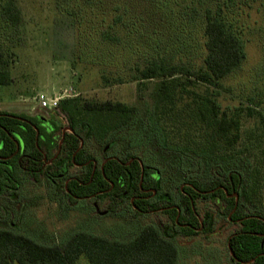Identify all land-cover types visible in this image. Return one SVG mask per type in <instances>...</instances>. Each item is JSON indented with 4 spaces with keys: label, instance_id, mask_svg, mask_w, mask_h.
Returning <instances> with one entry per match:
<instances>
[{
    "label": "rangeland",
    "instance_id": "1",
    "mask_svg": "<svg viewBox=\"0 0 264 264\" xmlns=\"http://www.w3.org/2000/svg\"><path fill=\"white\" fill-rule=\"evenodd\" d=\"M17 1L23 15L22 31L15 37L10 35L9 39L0 34V42L6 49L15 46L10 50L11 83L0 85V111L30 112L40 106V95L60 100L79 97L95 103L119 102L137 109L133 125L137 128L145 125L148 132L153 129L160 142L158 147L164 139L152 114L149 96L153 84L149 82V89L138 95L136 83L128 82L129 69L136 65L143 68L148 60L154 61L173 52L175 63H183L190 58L199 62L204 53L201 19L199 16L192 21L186 8H196L201 14L206 8L215 9L220 5L228 23L243 30L246 60L240 70L222 81V89L208 92L198 85L195 92L205 97L212 95L209 98L218 104L221 114L235 118L239 113L240 149L248 148V152L240 160L220 165L225 169L241 170L245 185L254 166L264 176V0H93L89 9L75 0ZM73 11L76 12L74 16ZM116 17L120 18V22L115 25L113 21ZM111 25H114L112 32L115 31L120 38L117 45L102 43L98 39L100 32ZM116 76L125 82L105 85L104 79L113 80ZM179 78L185 80L184 77ZM187 102L185 98L183 103ZM170 128L173 137L177 126ZM183 130L176 139L179 142L180 138L185 140L189 135L186 126ZM125 134L128 135L129 131ZM143 137V133H138L127 140L125 147L146 150L149 140ZM160 148H157L159 164L164 173L171 171L170 180L164 182L168 189H171L170 183L178 186V177L188 171L190 180H208L213 167L219 165L207 156H195L188 152V157L181 159V156ZM147 153L148 156L144 153L145 162L150 159ZM256 205L260 207V204ZM118 210L114 207L104 222L83 227L78 224L72 227V231L84 230L94 235L125 240L141 227L153 225L151 220L130 219L124 214H116ZM52 224V221L46 223L49 225L47 230L58 232L71 228L64 222L55 226ZM31 229L34 231L35 228ZM60 235L58 238H63V233ZM32 239L44 245L56 243L46 236ZM220 240L215 242L222 247L224 238ZM173 242L179 251V264H218L217 250L212 245L195 238H178ZM219 255L222 256V253ZM79 264L88 263L82 259Z\"/></svg>",
    "mask_w": 264,
    "mask_h": 264
},
{
    "label": "flooded vegetation",
    "instance_id": "2",
    "mask_svg": "<svg viewBox=\"0 0 264 264\" xmlns=\"http://www.w3.org/2000/svg\"><path fill=\"white\" fill-rule=\"evenodd\" d=\"M0 117L17 119L0 122V229L57 243L81 231H72L78 224L104 222L116 207V214L151 220L172 241L195 238L212 245L218 264H264V208L245 199L241 170L225 169L219 161L208 180H190L188 171L168 189L164 182L171 171L164 173L157 148L179 154L158 147L156 134L145 125L137 128L132 122L97 140L89 127L71 123L58 105L20 114L0 111ZM140 132L149 140L147 149L125 147ZM187 157L184 153L181 159ZM136 176L138 182H132ZM49 221L71 228L49 231ZM220 238L222 247L215 242ZM245 238L259 245L252 257L237 245Z\"/></svg>",
    "mask_w": 264,
    "mask_h": 264
},
{
    "label": "trees",
    "instance_id": "3",
    "mask_svg": "<svg viewBox=\"0 0 264 264\" xmlns=\"http://www.w3.org/2000/svg\"><path fill=\"white\" fill-rule=\"evenodd\" d=\"M75 1L88 9L93 2ZM186 9V12L191 13L192 21L199 16L201 19L204 53L200 61L190 58L186 62L175 63L173 52L154 61L148 60L143 68L139 65L133 66L129 69L128 82L136 83L138 95L149 89V82L153 84L149 97L155 122L163 133L164 147L181 157L190 152L195 156H207L217 162L222 161L224 164L233 159L240 160L245 157L248 148L242 146L244 150L240 149L239 113L235 118L221 114L218 104H214L209 98L212 95L201 96L195 89L198 85H202L208 92L222 89V81L240 70L246 60L243 30L228 23L220 5L215 9L206 8L201 14L196 8ZM71 13L73 16L76 14L75 11ZM119 22L120 18L116 17L113 24ZM23 24L18 1L0 0V34L4 35L3 38L9 39L10 35H18ZM113 26L100 32V42L110 45L120 42L116 32H112ZM13 47L15 46L6 49L0 42L2 86L11 83L10 50ZM179 77H184L185 80ZM104 80L107 86L125 82L120 76L113 80ZM185 98L189 102L184 104ZM249 105L254 106V103L249 102ZM58 108L71 123L89 127L97 140L127 127L135 121L137 113L135 107L123 103H95L79 97L61 100ZM0 122H17V119L0 117ZM169 125L177 126L173 137V127L170 128ZM185 126L189 135L185 140L180 138L179 142L176 139ZM182 140L186 141V145ZM248 178V184H243L245 199L261 205L263 173L260 174L259 169L254 166L250 169ZM138 180L137 176L136 179H131L136 183ZM237 245L245 247V254L248 253L251 257L259 251V245L246 238L238 239ZM82 259L88 264H179V251L169 236H165L152 225L141 227L125 240L111 239L81 230L51 245L38 243L20 233L0 229V264H79Z\"/></svg>",
    "mask_w": 264,
    "mask_h": 264
},
{
    "label": "built area",
    "instance_id": "4",
    "mask_svg": "<svg viewBox=\"0 0 264 264\" xmlns=\"http://www.w3.org/2000/svg\"><path fill=\"white\" fill-rule=\"evenodd\" d=\"M60 99L61 98H57V97L49 98V97H46L45 95H40L38 98V102L40 105L39 107L40 108H48V109L55 108V107H57V105L61 101Z\"/></svg>",
    "mask_w": 264,
    "mask_h": 264
}]
</instances>
